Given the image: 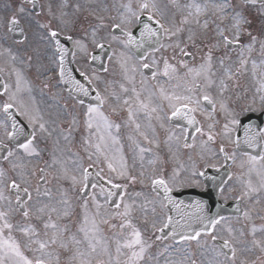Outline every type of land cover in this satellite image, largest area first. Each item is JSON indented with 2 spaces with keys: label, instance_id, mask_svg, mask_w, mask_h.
I'll return each instance as SVG.
<instances>
[{
  "label": "snow or ice",
  "instance_id": "6c2138e0",
  "mask_svg": "<svg viewBox=\"0 0 264 264\" xmlns=\"http://www.w3.org/2000/svg\"><path fill=\"white\" fill-rule=\"evenodd\" d=\"M13 3L8 9L11 15L7 17L6 32L0 36V264H62V258L63 264H151L162 254L159 251L150 254L153 245L169 236L174 243L178 236V242L195 241L198 248L210 251L212 257L207 264H237L238 248L240 251L258 248L264 253V238H256L258 229L254 224L250 230L252 239L242 240L240 237L245 232L230 223L224 228L226 218L219 213L212 215L206 201L195 200L183 205V201L174 199V188L186 184L200 186L199 178L205 176L201 167L216 168L212 161L221 156L225 162L235 163L236 152L229 154L227 145L240 143L239 138L233 141L231 135L242 123L239 117L257 110L264 113V76L256 88L260 109L254 107L257 103L254 95L247 106L237 111L228 95L231 82L247 67L257 46L264 65V23L259 32L252 30L254 19L264 21V0H242V4L235 0H120L112 6L116 15L108 17L107 23L106 17L98 12L111 9L107 3L100 6L94 0H47L46 4H39L37 0L18 3L13 0ZM20 17L28 18L29 28L35 24L34 39L25 35L19 43L8 44L7 32L15 29L21 34L25 32L19 27ZM89 18L95 23L85 26L84 21ZM63 31L77 35L76 39L73 35L66 39L72 40L81 52H87L86 41L96 49L107 47L112 53L108 60L118 69L110 72L102 65L103 75L93 71V79L105 85L106 95L97 90L96 103L88 104L83 112L88 131L80 142L83 156L69 146L75 143L72 133L79 124L77 118L72 117L67 129L61 128L57 120L66 114L67 105L57 102V108L62 111L46 119L35 100L31 83L17 67L19 62L35 68L37 75L45 76L46 80L55 78L67 82L68 49L60 40ZM245 38L247 42L241 43ZM105 40L109 41L107 45ZM146 40L151 41L148 49L136 51L144 47ZM113 43L118 49L112 48ZM232 48L240 49L238 62L228 55ZM197 55L199 62L195 63ZM134 56L137 62H132ZM149 56L151 63H144ZM91 59L94 61L97 57ZM189 60L194 63L190 64ZM251 64L255 74L256 60L252 59ZM139 69H154L150 75L157 86L150 87L149 78L141 74L137 87L135 73ZM5 74L15 77L14 83H6ZM81 75L87 77L88 73ZM160 76L169 84L173 80L178 83L166 88L159 84ZM73 83L75 91L89 94V89L79 80L73 79ZM48 87L45 82L43 88ZM109 99L115 101L113 113L127 111L125 123L132 133L128 139L134 145L131 168L123 155V146L112 150L108 144L109 141L113 145L120 143L121 129V124L109 120L101 110ZM79 103L83 106L84 100ZM205 104L211 108L210 112ZM139 112L147 118L145 125L138 122ZM198 114L206 123L197 119ZM177 118L183 123L172 127ZM112 129L117 135H112ZM54 133L56 139L52 142L57 147L49 153L47 144ZM61 138L66 142L63 148L58 147ZM244 143L260 151L255 155L244 153L247 159L241 161L240 167L247 166L248 178L243 179V173L237 177L241 184L237 201L264 190V129L256 132L246 126ZM45 153L49 159L44 160L43 166L33 164L34 160H43ZM183 153L187 154V162L181 159ZM194 154L201 162L199 165ZM146 156L150 158L146 160ZM137 157L139 170L133 172ZM100 165H106L108 173L114 174L107 177L106 184L101 177L103 167L100 171H90ZM253 173L259 177L258 185L251 179ZM231 178L229 174L228 179ZM114 179L123 182L113 183ZM208 179L216 181L217 177ZM145 180L149 183L145 184ZM64 182H68L67 187ZM225 183L221 179L214 186L223 193ZM137 184L141 186L139 191L135 190ZM148 188L155 197L146 193ZM158 204L169 211L175 209L182 223L167 215L158 228L157 221L161 219ZM182 206L192 211L182 212ZM238 211L241 210L238 208ZM243 215L246 219L252 218L251 210L244 211ZM102 226L117 230L115 256L110 242L103 236ZM169 227L171 232L164 235ZM218 227L231 239L222 240L217 248ZM149 228L155 240L146 238ZM259 231L264 232V226ZM157 232L161 235H156ZM15 233L24 238L23 247ZM202 235L211 237V248L206 247L207 240L201 244ZM168 249L165 245L164 251ZM25 251L31 252V257ZM177 253L181 259H166L165 264H197L191 258L194 253L183 254L179 249ZM239 264L255 262L239 259Z\"/></svg>",
  "mask_w": 264,
  "mask_h": 264
},
{
  "label": "rangeland",
  "instance_id": "374dc122",
  "mask_svg": "<svg viewBox=\"0 0 264 264\" xmlns=\"http://www.w3.org/2000/svg\"><path fill=\"white\" fill-rule=\"evenodd\" d=\"M106 0H97V5H100L102 6L104 4ZM108 3H110L109 0H107ZM113 5L115 4V0H112ZM120 2V0H119ZM181 2H183V0H181ZM47 3V2H46ZM46 3H43V4H46ZM99 15H104L106 17V20L105 22L107 23L108 20L107 18L108 17H111V16H115L116 15V9H114V11H109V12H98ZM85 24L87 23H95V20H93L92 18H89L88 21H84ZM27 24H28V31H29V35H28V38L31 40V39H34V33L36 31L35 29V26L34 24L32 23L31 24V28H29V24L30 22L27 21ZM258 28V29H257ZM260 23H254L253 22V27H252V30L255 32H258L260 30ZM257 29V31H256ZM245 43L247 42L246 38L244 39ZM113 45V48L114 49H118V45L116 44H112ZM15 51V47L13 49ZM236 55L238 56L239 53H236ZM199 62V56L197 55V59L195 61V63H198ZM45 63V66H47V61L44 62ZM194 63V62H192ZM191 64V63H190ZM24 69L28 72V74H35V76L39 77V79L41 78L40 76L37 75V72H36V69L35 68H28L26 65H24ZM109 71L110 72H115V68L116 66L114 65V63L112 61H109ZM244 69V74H243V77L242 79H245L246 77H250L252 72L250 70V67L247 65L246 68H242ZM50 90H53L56 91L57 90V87H56V83L53 82L52 85H50L48 88H45V91L48 92ZM53 92H52V95H53ZM130 151H132V148H130ZM129 167L131 168L132 166V162L130 161V159H128L127 161ZM103 167L104 168V171L103 173L109 175L110 173H108V169L106 167V165H100L99 168ZM130 191L132 190V188L129 189ZM136 191H139L140 189L138 188H135ZM148 194V193H147ZM75 203V201H74ZM78 207V205H77ZM160 211V210H159ZM152 219V216L150 215L149 216V220ZM67 221H65L66 223ZM115 223V221H113ZM160 222L157 221V225H159L158 223ZM143 227V226H142ZM103 228V236L110 242L111 244V251H112V254L113 256H115V239L117 238L116 236V232L117 230L115 229H109L107 226H102ZM157 235V234H156ZM145 236L146 238L148 237H151L152 240H155V236L152 234V230L149 228L148 232L145 233ZM165 245H168L169 246V249L167 252L164 251V248H165ZM186 246H190L192 247V252L191 253H194V255H192V259H195L197 264H207V262L211 259L212 257V253L210 252H203L201 249H197L196 246L194 245V243H177V244H172V243H169L168 241H156L155 244L153 245L152 249L155 251L154 252H151L150 254H155L157 253L158 251L161 252L162 254L158 257L157 260H153L151 261V264H165V260L166 259H181L182 256L180 254L177 253V250L179 249L180 250V253H183V254H186L183 249L184 247ZM204 253L203 255L201 253ZM121 262H123L124 260V257L122 256L121 258Z\"/></svg>",
  "mask_w": 264,
  "mask_h": 264
}]
</instances>
